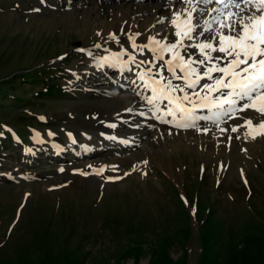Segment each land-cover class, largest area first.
I'll return each mask as SVG.
<instances>
[{
  "label": "rangeland",
  "instance_id": "1",
  "mask_svg": "<svg viewBox=\"0 0 264 264\" xmlns=\"http://www.w3.org/2000/svg\"><path fill=\"white\" fill-rule=\"evenodd\" d=\"M144 1L117 0L112 15L101 0H0V264H264V136L232 132L243 120L75 147L72 131L129 104L109 97L130 73L97 60L153 59L117 33L119 7L143 5L139 32L174 38L173 1ZM31 72L64 92L37 94L53 82L33 86Z\"/></svg>",
  "mask_w": 264,
  "mask_h": 264
},
{
  "label": "snow or ice",
  "instance_id": "2",
  "mask_svg": "<svg viewBox=\"0 0 264 264\" xmlns=\"http://www.w3.org/2000/svg\"><path fill=\"white\" fill-rule=\"evenodd\" d=\"M181 3L187 7L173 12L170 21L174 41L153 36L148 43L138 45L136 37L141 34L129 36L134 49L153 54L152 60L137 64L149 65L138 73V79L151 91L144 97L147 104L163 113L157 119L178 128L199 129V121L218 125L228 118L243 120L231 128L232 132L246 128V138L264 136V0H195L196 4L219 6L208 13H215L211 19L202 22L194 13L203 14L206 9L193 6L194 0ZM112 38L117 39L115 34ZM121 55L114 53L105 57V62L127 67V62L120 63ZM129 61L135 63V56L129 54ZM201 130L210 131L208 127Z\"/></svg>",
  "mask_w": 264,
  "mask_h": 264
},
{
  "label": "bare ground",
  "instance_id": "3",
  "mask_svg": "<svg viewBox=\"0 0 264 264\" xmlns=\"http://www.w3.org/2000/svg\"><path fill=\"white\" fill-rule=\"evenodd\" d=\"M105 3H100V5L97 7V9H101V4H107L105 7L107 10H109L110 14H115L113 10L115 9V4H117V0L113 3L114 0H109L110 3H106L107 0H101ZM164 1L166 4H168V0H161ZM171 1V0H170ZM173 4V10L174 12L177 10H181L187 5L183 3H179V0H172ZM154 2L157 3V0H145V7H150V4H153ZM161 5V4H160ZM193 6L198 7L199 9H206V11L201 14L200 12L194 13V16H197L201 22L204 19H211V16L215 15V13H211L209 15L208 13L213 7H219L215 3L204 5V4H196L195 0L193 3ZM143 5L141 7L142 12H147L148 9H143ZM119 11L116 12V15L118 16V28L117 33L121 35H128L132 36L136 33H140V36L136 37V43L138 45L146 44L148 43V40L150 37L155 36L157 39H162L163 37L160 34H144L143 32H139V29L136 27V22L134 21L137 16H140L142 14L141 11H133L129 8H124L122 6L119 7ZM150 11V10H149ZM173 14V13H172ZM172 14L170 15L172 19ZM154 16H158L157 12L155 11L153 13ZM139 24V22H137ZM151 23V21H150ZM149 23V24H150ZM137 24V25H138ZM146 29L149 31L150 26H146ZM152 29V28H151ZM173 30L175 31L174 27ZM151 31V30H150ZM147 32V31H146ZM150 33V32H149ZM172 34V33H171ZM171 34L167 37L169 41H174L176 38H170ZM207 35V33H206ZM166 37V36H165ZM187 43V41H186ZM189 51H192L189 49ZM114 53H120V52H114ZM114 53H107L103 54L98 60H97V67H115L113 62H105V57H110ZM168 58V55H165V59ZM123 62H127V67L122 66H116L118 68L124 69L126 68V71H128V74L130 73V83L128 84V88L118 93L116 88L111 92V96L109 99L115 98V99H122L126 102L128 101V105H120V107L115 110L112 113V119H107L106 123H97L92 127H89L85 131L76 129L72 131V137L77 141L75 142L76 146H85V149L94 148L95 145H113V146H120L121 143H131V142H138L140 145H145L149 142V136L153 130L162 129L164 131H170L175 132L179 134L186 135L185 137L187 139H190L189 137L194 134L204 133H216L218 131H222L224 129V133H229V130L227 129L225 125V121L228 120V118H224V121L219 123L218 125H213L211 122L206 121H199L200 128H178L175 126L174 123H163L156 117L159 115H162V112H156L155 109L152 108V106L148 105L146 100L144 99L145 96L151 95L150 89H147L144 87L143 81H140L138 79V73L140 72L141 68H144L142 66L137 67V63H134L132 61H129V56L121 55L120 57V63L123 64ZM127 73V72H126ZM122 74V73H121ZM204 81H202L203 83ZM175 83H180L179 81H175ZM167 104V101H165L163 104H161V108L163 109L165 105ZM99 109H104L102 107H99ZM201 114H207V110H201ZM252 115H257L256 113H251ZM243 115V114H241ZM137 118V120H135ZM126 119H129V122L125 123ZM167 120H172L171 116L166 117ZM116 120V121H113ZM134 120V122H131V124H134L133 128L129 126L128 123L130 121ZM256 121H254L255 123ZM204 127H208L210 131H202ZM155 128V129H154ZM114 141V142H113ZM121 141V143L116 142ZM119 143V144H118ZM134 144L130 145V148H133ZM135 149V148H134Z\"/></svg>",
  "mask_w": 264,
  "mask_h": 264
},
{
  "label": "trees",
  "instance_id": "4",
  "mask_svg": "<svg viewBox=\"0 0 264 264\" xmlns=\"http://www.w3.org/2000/svg\"><path fill=\"white\" fill-rule=\"evenodd\" d=\"M40 76H41V74H37L35 72H31L30 75L27 76V81H29V83L32 82L31 84L33 86L36 85L41 80L52 81L53 84L46 89V92H44V93L38 92L37 94L56 93V92H60V91H61V93L64 92L62 87H60V85L54 83V80H53L52 75L50 74V72H47L44 76H42V78H39ZM17 82H19V80H17ZM13 85H15V82L13 83ZM16 101L23 102L24 100H22V98H20V96H18L16 98ZM27 102L31 103L29 101H27ZM0 118H1V114H0ZM4 134H5V132L2 131L1 128H0V137H1V135H4ZM7 135H8V137L10 136V134H8V133H7Z\"/></svg>",
  "mask_w": 264,
  "mask_h": 264
}]
</instances>
